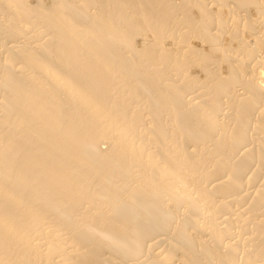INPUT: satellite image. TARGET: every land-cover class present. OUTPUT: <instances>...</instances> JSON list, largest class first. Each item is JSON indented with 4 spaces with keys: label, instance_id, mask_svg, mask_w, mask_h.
Here are the masks:
<instances>
[{
    "label": "bare ground",
    "instance_id": "bare-ground-1",
    "mask_svg": "<svg viewBox=\"0 0 264 264\" xmlns=\"http://www.w3.org/2000/svg\"><path fill=\"white\" fill-rule=\"evenodd\" d=\"M1 16L0 264H264V0Z\"/></svg>",
    "mask_w": 264,
    "mask_h": 264
},
{
    "label": "rangeland",
    "instance_id": "rangeland-1",
    "mask_svg": "<svg viewBox=\"0 0 264 264\" xmlns=\"http://www.w3.org/2000/svg\"><path fill=\"white\" fill-rule=\"evenodd\" d=\"M243 14H244V13H243ZM2 17H3V16H1V18H2ZM3 18H4V17H3ZM3 18L0 19V20H4L6 17H5L4 19H3ZM105 146H106V144H103V147H105ZM261 180H262V177H260V178L258 179L257 183H260ZM252 188L254 189V187L251 186L250 189L252 190ZM250 189H249V190H250ZM251 190H250V191H251Z\"/></svg>",
    "mask_w": 264,
    "mask_h": 264
}]
</instances>
